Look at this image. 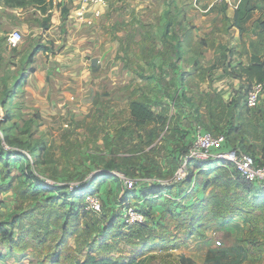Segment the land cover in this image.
Masks as SVG:
<instances>
[{
  "label": "rangeland",
  "instance_id": "1",
  "mask_svg": "<svg viewBox=\"0 0 264 264\" xmlns=\"http://www.w3.org/2000/svg\"><path fill=\"white\" fill-rule=\"evenodd\" d=\"M194 1L200 0H149L137 12L131 0H107L100 17L77 22L91 25L103 15L106 23L105 17L115 20L123 8L129 21L136 23L131 30L136 36L159 43L171 7L177 4V14L179 7L183 10L180 4L185 5L191 21L193 12L188 7L196 10ZM201 1L206 5L213 0ZM218 1L221 17H201L202 25H207V19L229 20L226 7L237 0ZM242 3L251 7L264 5V0ZM55 7L64 25L63 19L74 12L73 4L64 0ZM23 8L20 16L2 18L0 23V228L8 230V237L0 233V264H76L89 255L136 257L144 264H264V203H251L254 193H260L242 191L234 183L232 169L214 161L186 163L183 176L176 174L185 153L182 149L190 145L181 134L187 123H194L195 130L224 132L230 146L264 162V92L256 106L248 108L244 89L226 92L211 86L222 76L216 75L218 70L238 71L232 60L228 66L226 60L222 64L214 60L204 68L191 67L197 72L191 76L195 90L174 92L170 101L162 93L132 92L127 83L118 82L122 75L116 71L115 48L109 39L108 53H102V58L93 55L104 52V43L98 51L79 53L81 58L41 41L29 52L42 33L38 35L32 25L36 18L32 5ZM253 14L244 34L247 52L252 46L251 51L264 59V12ZM256 18L260 27H253ZM11 22L23 28L12 27ZM116 25L109 23L103 30L115 33ZM61 27L57 34L64 38ZM13 30L23 35L16 46L8 43ZM219 31L216 25L210 32L201 30L203 45L218 38ZM230 35L225 32V37ZM37 50L42 51L40 56ZM136 50L158 53L164 47L146 41ZM140 61L147 70L146 60ZM156 61L161 67L164 64L163 59ZM248 81V87L257 82ZM144 94L155 104L152 109L163 114L155 122L137 125L126 101ZM173 103L179 108L168 113L164 107ZM20 167H27L26 172ZM116 173L132 179L135 186L129 188L120 176H109ZM91 197L99 199L100 212L86 209ZM217 203L242 212L212 219ZM129 205L144 215L142 222H126ZM10 220H15L13 225Z\"/></svg>",
  "mask_w": 264,
  "mask_h": 264
},
{
  "label": "crops",
  "instance_id": "2",
  "mask_svg": "<svg viewBox=\"0 0 264 264\" xmlns=\"http://www.w3.org/2000/svg\"><path fill=\"white\" fill-rule=\"evenodd\" d=\"M63 1L64 0H51L46 6L44 12L32 6V12H36L34 14V17L36 18H32V25L38 35L42 33V37L36 36L38 37L37 42H33V45L28 48L29 52L33 51L34 48H36L38 41H41L43 43H53L55 46L61 47V53L69 51L70 55L73 54L71 57L78 56L79 58H81L79 53H92L93 49L98 51V47L102 45V43H104L106 46L104 52L103 50H100L97 55H93V58L95 59L102 58V56H100L102 53H108L107 48L109 44L112 43V47L115 48L114 56L116 59V71L120 73L119 76L122 75V80L118 82L127 83L128 88L132 92H136L138 94L143 93V91L149 94L162 93L163 99H169V97L172 96V93L177 91H188L190 89L195 90L192 87L194 83L193 78L191 79V76L197 72H195L194 69L191 70L190 68H204L208 62H213L214 60L221 62V64L223 60H226V66H228L227 62L232 60L231 62L233 64V69H238V71H235L232 74L228 73L230 71L218 70L216 75L222 76L218 78V80H215L216 83H213L211 86L217 88L218 90H224L226 92H231L234 90L241 92L242 89H244L242 92L244 94L250 87L247 86L249 82L248 80L250 79L242 70L244 67L250 64L252 56L258 55L259 53H253L251 51L252 46H250L249 52H247L248 43L245 42L244 34L245 29L250 26V24L248 23L250 18L255 15L253 14V12H258V10H260L261 13L264 12V5H262L261 3L258 5L247 7L243 5L242 0H237V4L235 5L229 2L228 7H226L229 20L221 19L217 20L216 23H213L211 19H207V25L206 23L205 25L201 24L203 21L201 20V17H204L206 19V17H209L211 15H214L216 17H221L222 15V9L220 6L218 7V4L216 3L217 0L208 2L206 5L204 4V1L201 0L191 3L195 5L196 8V10H193L188 7L189 12H193L194 19H192L191 21L189 19L190 16H187L188 12L184 10L185 5L180 4L183 10H181V7L178 6L179 8L177 14H175L174 12V9L177 8V4L173 5L171 7V10L167 13V21L165 20V35L160 39L159 43H157L155 39L152 40L148 36H143L145 38H143L141 35L136 36V33L131 31L135 28L136 23L132 20L129 21L130 16H128V13L125 12L123 8L120 9L119 14L116 15L115 20L113 18L108 19L110 24H118L116 26L119 29L115 33H105L103 27H105L109 23L106 17V23H103V15L100 20L98 19L99 21L96 20L97 23L95 21L93 24L87 25L78 23L75 18L74 12H72L70 15H67V17L63 19V21H65V24L62 25L61 16L59 15L58 9L55 6H57V4H62ZM148 1L149 0H131L130 3L134 5L136 11H139V7L144 5V3L146 4V2ZM170 1L173 2V0ZM221 1L223 0H219L218 2L221 4ZM24 9L25 8L23 7L8 6L4 3L3 0H0V23L3 20L2 18L5 19L8 17L11 20L13 17L20 16L21 14H23ZM132 10L130 12H132ZM205 13L209 14L204 15ZM35 21L36 24L34 25ZM193 21L195 22L196 27H193ZM258 21L259 20L257 18L253 19V27H260L261 24ZM262 22H264V20ZM213 24L219 26L222 31H219L217 33L218 38L214 40L211 39L205 46L203 45L204 41L201 40L202 38H204V36L201 35V30L210 32L214 27ZM9 25H11L12 27L15 26L23 28V24H13L11 22V24L9 23ZM228 25L230 27H228ZM60 26H62L61 28L66 32L64 38H61L60 35L58 36L57 34ZM63 26L66 28V30ZM105 28H107V26ZM227 28H229L228 31H223ZM233 28H236V31H233ZM225 32H231V35L225 37ZM114 38L115 41L113 42ZM108 39L110 43L106 42L108 41ZM146 41L152 43L153 45L159 44V46H163L164 51L158 53H139L136 50V45H138L140 42ZM262 43L264 47V40L262 41ZM80 48L82 49L80 50ZM41 52L42 51L37 50L36 55L40 56ZM45 54H49L48 51H45ZM156 58L164 60V64L162 65V67L157 64ZM139 59H144L146 60L147 64H149V68L147 70L141 68L140 65L142 64H140L141 61L139 62ZM32 63L33 61L31 62V64ZM34 63L36 64V62ZM125 64H129V67L126 68ZM150 65L154 67V69H151ZM215 67L218 68V66L216 65ZM141 69L147 71V76L145 75L146 77L144 76ZM228 69L230 70L231 68L228 67ZM205 82L203 83V85L210 88V83ZM138 99H143V102L146 103L153 111L154 116L157 117L163 114L156 113L152 109L154 108L155 104H151L150 99H148L145 94L143 98ZM131 100L127 99L126 102L128 106ZM161 101L162 100H160V102ZM57 104L59 105V103ZM65 104L69 107L73 105L72 103L66 101ZM157 107H160V109L163 108L162 106ZM176 107L179 108L178 105H174L173 103L171 107L168 108L166 106L164 108L168 113H171V110H176L177 112L178 109ZM176 112L174 114H177ZM174 117H176L175 119L177 120V125L181 126L179 123L180 121H178L177 119L178 115H174ZM144 124L145 123L140 125ZM193 124L194 123H187V125H184L186 126L185 132H181L182 137L183 135H185V137H183L186 140L185 143H190L195 135V127H193ZM182 150L185 151L186 148H183Z\"/></svg>",
  "mask_w": 264,
  "mask_h": 264
},
{
  "label": "built area",
  "instance_id": "3",
  "mask_svg": "<svg viewBox=\"0 0 264 264\" xmlns=\"http://www.w3.org/2000/svg\"><path fill=\"white\" fill-rule=\"evenodd\" d=\"M73 4L74 14L77 21L90 23L94 17H100L107 0H70ZM23 39L19 30H13L8 36V43L16 46ZM264 92V81L254 82L245 93V104L248 108H253L258 103ZM226 135L224 133H214L209 130L197 129L192 143L187 147L181 159V166L177 170V178L183 176L185 164L195 162L203 164L215 162L219 165H231L235 173L246 179L253 185H264V162L259 161L250 152H242L239 148H232L224 151ZM190 164V163H189ZM119 178L129 188L135 186V182L125 177L122 173H116ZM124 212L126 222L130 225L138 224L144 220V215L129 205ZM86 209L92 212H100L101 203L98 198L91 197L86 201ZM219 244V243H218Z\"/></svg>",
  "mask_w": 264,
  "mask_h": 264
},
{
  "label": "trees",
  "instance_id": "4",
  "mask_svg": "<svg viewBox=\"0 0 264 264\" xmlns=\"http://www.w3.org/2000/svg\"><path fill=\"white\" fill-rule=\"evenodd\" d=\"M3 1L6 5L12 6V7H24L26 5H32V6L36 7L37 9H39L40 11L44 12L46 9V6L48 5V3L51 0H3ZM242 71L246 74V76L250 80L253 79V80H256L257 82L258 81H264V59L260 58V56H258V55H253L251 58L250 64L248 66L244 67ZM129 108H130L131 116L133 117L134 122L137 125H140V124H143V123H146L149 121L151 122V121L157 120V117L154 116V113L151 110V108L146 103L143 102V99H138V98L132 99L129 103ZM238 129L239 128H236L235 130L238 131ZM196 130H195V133H196ZM222 133H224V132H222ZM193 139H194V137H193ZM193 139L190 141V144L192 143ZM227 146L235 147V145H231V146L229 145L228 139L226 136V142L224 144V148H227ZM31 158H34V157H31ZM196 165H198V164H196ZM220 167H229L232 169V171L234 172L235 177H236L234 180V183L237 184V186L239 188H241L242 191L249 194L250 191L255 190V192L260 193V194L254 193L255 201L251 202L252 205H255V204L258 205V204L264 203V185L263 184L255 186L252 183H250L249 181H247L246 179L241 178L240 176H238L235 173V171L233 170L231 165L223 164V165H220ZM26 168L20 167V171L26 172ZM109 173H111V172L109 171ZM30 174H32V171L30 172ZM109 176L117 177L113 174L109 175ZM35 179L38 180L37 177H35ZM155 192H157V191H155ZM215 207H216V209L211 211L212 212V219H215V220H219L221 218H224L225 216H227L228 213L231 214V213H235L238 211L242 212V209H240V208H237V207H228L227 208V207L221 206L219 203L215 204ZM223 207L225 208V210L222 209ZM0 216H1V211H0ZM14 221L10 220L8 222H9V224L13 225ZM0 233L4 237H8V230L6 228H4V227L0 228ZM76 264H144V263L141 260H138L136 257H133L129 260H124V259H117V258L106 257V256L99 257L97 255H89L83 260H78L76 262Z\"/></svg>",
  "mask_w": 264,
  "mask_h": 264
}]
</instances>
